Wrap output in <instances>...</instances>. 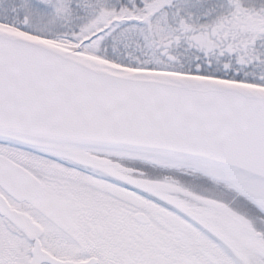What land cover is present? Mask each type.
Returning <instances> with one entry per match:
<instances>
[{"label":"snow or ice","instance_id":"1","mask_svg":"<svg viewBox=\"0 0 264 264\" xmlns=\"http://www.w3.org/2000/svg\"><path fill=\"white\" fill-rule=\"evenodd\" d=\"M0 264H264V0H0Z\"/></svg>","mask_w":264,"mask_h":264}]
</instances>
